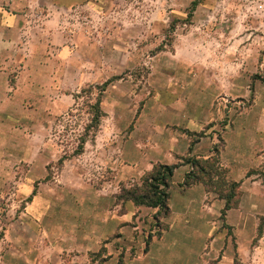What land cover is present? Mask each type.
I'll list each match as a JSON object with an SVG mask.
<instances>
[{"label": "rangeland", "instance_id": "374dc122", "mask_svg": "<svg viewBox=\"0 0 264 264\" xmlns=\"http://www.w3.org/2000/svg\"><path fill=\"white\" fill-rule=\"evenodd\" d=\"M71 13L72 37L52 36L48 57L33 59L44 66L45 84L60 85L46 91L56 110L50 147L59 154L47 169L50 182L36 166L31 174L40 178L28 194V186L0 187V220L8 230L0 235V257L15 264H186L190 256L191 264H199L208 227L172 225L158 240L160 219L138 213L126 218V202L115 197L136 183L126 184L115 158L119 149L126 152L129 134L161 120L173 101H215L212 109L221 112L213 147L219 151L236 117L264 120V0H87ZM107 81L101 97L106 116L95 136L85 137L94 87ZM98 133V152L102 145L112 150L97 160L92 152ZM83 138V155H77ZM108 159L107 171L102 167ZM3 172L27 174L24 168ZM256 172L264 176V170ZM181 176L178 171L174 179ZM262 213L264 201H243L232 214L234 225H223L217 235L206 264H264Z\"/></svg>", "mask_w": 264, "mask_h": 264}, {"label": "crops", "instance_id": "0c3cea01", "mask_svg": "<svg viewBox=\"0 0 264 264\" xmlns=\"http://www.w3.org/2000/svg\"><path fill=\"white\" fill-rule=\"evenodd\" d=\"M86 1L0 0V187L9 183L28 186L26 188L28 194L29 187L33 190V184L40 178L31 174L36 166L42 170L43 181L50 182L46 179L47 169L55 159L51 158L52 155L59 154V151L50 147V124L56 110L52 108L53 101L46 91L58 89L60 85L58 82L45 84L46 82L42 80L44 66L39 63L38 66L33 65V59L48 57L51 48L47 42L51 41L52 36H60L64 41L72 37L68 26H73L75 18L71 12L81 8ZM173 102L170 105L171 111L163 115L161 120L155 119L152 124H147V129L140 126L138 130L128 135L126 152L118 150L115 159L120 173L126 172V184L134 182L140 185L141 177L151 171L156 164H180L179 159L188 155L196 157L213 155V145L217 136L215 130L221 112L220 109H212L215 101ZM241 121L246 123L242 124ZM210 122L214 124L211 125ZM243 125L245 126L242 127ZM229 126L230 128L222 135L223 144L219 151V160L227 169L228 178L240 183L241 202L239 200L236 208L227 211L222 220L224 201L214 198L213 194H208L200 184L182 188L189 167L180 165L174 172L172 188L169 190V215L159 218L164 227L158 240L172 225L180 224L183 230L186 226L195 230L208 227L207 242L199 255L201 256L199 264H206L209 261L217 235L223 231V225H234L232 214L240 212L243 201H264V176L261 177L259 172H256L264 170V120L257 115H248L246 119L239 115L233 120L232 126ZM199 133H204L205 136L192 146L190 152L191 138L188 134ZM100 138L102 137L98 133L94 141L97 146L92 152L97 160L100 153L107 155L112 150L111 146L107 145L105 148L102 145V151L98 152ZM103 166L105 167L102 168L108 171L109 159ZM65 167L64 165L63 168ZM23 168L27 171L26 175L17 172L11 177H4L3 171L8 173L9 170L18 171ZM178 171L182 172V176L176 181L174 176ZM102 183L108 184L109 181L106 179ZM172 191L176 192L174 198L171 195ZM104 198L99 197L97 200ZM156 212L157 209L136 207L131 202H126V218L129 214L138 213L157 222L158 220L154 218ZM262 214L264 216V213ZM215 222H218L219 226L213 231ZM2 228L0 220V235ZM137 229L140 230V225L131 227V230ZM13 245L15 243L12 242L9 246L12 252L17 250L12 247ZM237 249V254L240 255V248ZM28 252H24L23 249L22 253L26 258ZM227 255L228 251L225 250L222 260ZM183 261L191 264L194 258L186 256ZM0 264L15 263L0 257Z\"/></svg>", "mask_w": 264, "mask_h": 264}, {"label": "trees", "instance_id": "16d2710c", "mask_svg": "<svg viewBox=\"0 0 264 264\" xmlns=\"http://www.w3.org/2000/svg\"><path fill=\"white\" fill-rule=\"evenodd\" d=\"M196 5L195 2L192 3L188 19L192 17ZM110 83L111 81H107L102 85H96L94 87L98 90V93L95 103L91 106V112L89 113L90 119L84 127L85 137H89L91 134L93 138L100 128L101 120L106 116L101 109V97ZM83 92L86 91L82 90L81 93ZM79 95H75L73 98L75 99ZM188 136L190 138L196 137L195 139L191 138L189 148L191 152L192 146L204 136V133L188 134ZM85 142L86 138H83L80 142L77 155L83 153V145ZM213 150L214 153L210 157L188 155L179 159L181 161L180 164H156L151 171L141 177L140 185L121 188L120 193L115 198L122 202H131L136 207L143 206L157 209L154 218L157 220L159 218H165L169 215V190L172 188L174 172L180 165H186L189 167V172L185 175L182 188H190L200 184L208 194H213L217 199L224 201V208L221 212V219L223 220L226 212L236 208L238 205L240 183L231 181L228 178V171L221 165L219 160V149L214 147ZM261 221L264 223V217Z\"/></svg>", "mask_w": 264, "mask_h": 264}]
</instances>
